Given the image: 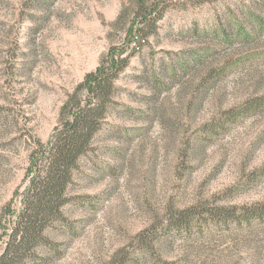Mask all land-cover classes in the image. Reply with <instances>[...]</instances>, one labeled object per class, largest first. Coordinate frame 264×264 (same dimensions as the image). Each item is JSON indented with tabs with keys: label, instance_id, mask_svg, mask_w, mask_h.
I'll return each instance as SVG.
<instances>
[{
	"label": "rangeland",
	"instance_id": "374dc122",
	"mask_svg": "<svg viewBox=\"0 0 264 264\" xmlns=\"http://www.w3.org/2000/svg\"><path fill=\"white\" fill-rule=\"evenodd\" d=\"M32 1L0 0V213L25 187L32 141L49 139L67 95L121 44L130 22L114 26L129 0H49L47 8ZM248 8L264 20V0H174L156 32L131 45L129 66L116 82V107L139 113L150 103L154 120L107 119L96 151L84 158L93 183L74 191L84 200L65 208L71 230L65 223V235L52 236L61 244L47 264H111L120 250L135 252L138 235L171 212L264 201V104L208 139L199 133L264 96V32L251 41L225 37L248 29ZM205 48L201 64L183 75L172 70L177 58ZM203 65L222 70L206 86ZM202 89L201 105H189ZM191 145L197 151L185 158ZM158 247L157 256L144 253V264H264V218L201 224Z\"/></svg>",
	"mask_w": 264,
	"mask_h": 264
},
{
	"label": "trees",
	"instance_id": "16d2710c",
	"mask_svg": "<svg viewBox=\"0 0 264 264\" xmlns=\"http://www.w3.org/2000/svg\"><path fill=\"white\" fill-rule=\"evenodd\" d=\"M33 1L38 5L33 7L47 8L49 4V0ZM173 4L174 0H129L120 9L114 22V26H119L130 17L121 44L110 47L102 55L96 69L87 73L79 85L67 95L59 109L58 120L49 139L45 143L37 139L32 141L27 156L28 167L23 178L25 187L22 190L17 189L12 200L1 209L0 264H47L59 252L57 247L61 243L56 242L52 236H64L65 223L71 230L72 223L68 221L65 208L72 202L84 200V197L73 194L82 182L93 183V178L84 168L91 161L84 158L96 151L93 147L95 137L104 130V125L111 115L126 114L131 119H147L148 122L154 120L150 115L155 112L156 107H150V103L146 106L147 110L139 113H131L130 109L124 107L122 110L117 108L116 82L129 66L133 53V48L130 50L131 45H140L145 42L147 36L155 33L157 24L163 20L164 14ZM245 14L248 29H235V34L225 36L226 39L251 41L264 32V20L259 15L251 8H248ZM208 52L205 48L198 53L184 54L183 57L177 58L171 68L175 73L180 71V75H183L190 68L201 64ZM202 68L203 74L200 75L203 77V86L211 83L222 71L221 67L215 71L210 69V66L203 65ZM152 76L157 77L155 72ZM171 77L176 80V76ZM169 81L172 83V80ZM155 85L159 90L164 88L159 80H156ZM203 90L191 98L193 104L189 105L197 107V104H200ZM263 104L264 96L257 97L248 100L243 106L225 112L219 120L203 126L199 131L202 139L216 134L226 121L253 112ZM159 120L163 123L162 119ZM124 135L129 133L125 132ZM194 145L186 149L185 158L188 153L192 152L194 155L197 151ZM263 218L264 201L240 207L214 206L210 203L190 206L171 212L163 224L148 233L138 235L135 245L137 250H120L111 264H126L131 260L134 264H144L145 252L157 256L158 246L168 241L174 233L188 234L201 227V224L229 222L240 225L242 222L249 223ZM137 252L140 255H137Z\"/></svg>",
	"mask_w": 264,
	"mask_h": 264
}]
</instances>
